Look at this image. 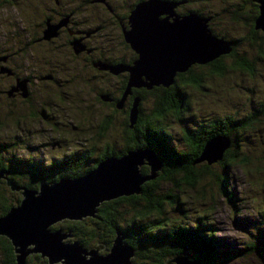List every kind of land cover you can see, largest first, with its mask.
Returning <instances> with one entry per match:
<instances>
[{
	"label": "rangeland",
	"instance_id": "rangeland-1",
	"mask_svg": "<svg viewBox=\"0 0 264 264\" xmlns=\"http://www.w3.org/2000/svg\"><path fill=\"white\" fill-rule=\"evenodd\" d=\"M150 1L143 0L141 3ZM162 1L172 6L169 8L170 13L174 12L175 16L182 17L187 13H198V9L179 14L178 9H184L186 6L188 9H195L200 0H193L194 3L190 7H188L189 3L183 0ZM43 2L51 3L50 0H0V54L6 51L16 53L13 69L7 68L8 65L4 63V67L0 68V118L3 122L0 133H3L9 143L15 142L16 137L20 138L19 144L13 145L15 148L12 152H15L17 158L35 159L36 163L42 164L57 154L59 156L65 152L70 154L93 145L99 148L94 156L101 154L105 146L110 145L115 148L101 161L108 158L120 159L129 151L145 149L153 152L137 143H135L136 147L132 146L125 151L127 145L124 133L126 100L128 97H134L132 108H135V100L139 98L137 104L139 116L141 96L138 94L132 96V91L141 88L149 89L147 86H131L130 92L126 94L131 73L129 68L134 65L136 59L131 65L125 66L116 64L112 57L113 50L119 55L128 52L121 44L123 39L126 41L124 31L127 29H124L122 33L116 19L117 23L114 25L110 23L113 15L111 11L106 10L108 6H105L104 0H92L91 3L83 0H52L49 6ZM241 2L242 0H207V11L210 12L208 15L200 14L209 17L208 27L217 38L224 40L222 35H226L236 41L228 42L230 52L217 58L221 59L218 62L219 65L225 66L223 74L209 65L217 59L200 66L193 64L190 67L202 75L201 87L186 88L189 107L183 111L180 119L174 118L175 115H172L174 113L168 114L165 118L166 126L172 136L170 142L177 144L178 148L184 150L189 146L186 145L188 141L183 137L187 126L191 130H194L193 127H200L203 132L202 140L207 138L197 160L198 170H201L198 182L192 185L181 180L183 181L181 183L179 181L181 175L177 176L176 182L173 179L160 178L158 176L159 172L163 171L162 166L155 171L156 176L151 178V167L146 157L145 162L140 166V173L144 179L141 184L142 190L135 194L142 195L143 186L149 183L151 186V182H155L158 184L156 192L159 195L167 197V194H171L177 197L181 201L180 204L168 198L163 199V206L169 220L161 228L166 231L177 228L176 236L172 237L173 240L168 243L173 244L172 247L175 250L181 248L185 244L183 240H186V238L182 239L186 236L182 233L186 229L201 225L207 229L205 234L208 232L213 234L209 243L214 246L215 250L211 251L216 256L213 257L209 251L205 252L203 249L194 250L196 244L187 241L190 243L189 247L177 253L166 254L159 259V255L165 252L157 247L159 246L157 243L148 239L147 243H142L140 246L142 250L139 248L140 252L137 253L134 246L128 243L126 236L122 234L124 244L132 250V255L128 257L130 264H165L167 260L179 254L188 261L197 260L201 264H212L203 260L204 258H212L214 264H264V113L256 114L257 111H263L264 107V30L256 28L258 31L256 39L250 33L251 17L257 10L260 13L261 0H250L244 7ZM57 11L61 14L58 15ZM45 14L54 20L58 18V21L52 24L51 19L48 18L49 22L45 23L41 41L29 45V38L42 31V24H39L43 22ZM168 16L169 13H162L160 18H169ZM70 26H74V30H71ZM46 30H49L48 34L51 36H47ZM128 44L136 52L131 44ZM233 49H236L237 54L230 55ZM136 54L138 57V53ZM241 55L246 56L250 63L238 64L236 56ZM91 62H94L93 66L98 70L102 69L110 74H104V72L100 74L98 70L97 73L92 71L89 67ZM121 73L127 74V77L124 79ZM112 74L121 75L112 77ZM9 78L15 84L14 88L7 87ZM123 79L127 81L124 93L114 108L107 104L113 99L109 92L116 94L118 86H122L124 82ZM18 91V106H15L12 96L14 98ZM155 100L156 97L149 95L148 99L143 101V110L148 111L153 107ZM254 114L256 117H253ZM247 116L250 118L246 119ZM219 117L229 122L235 117L247 120L245 122H248V125L245 123L243 129H239L236 135L229 137L232 140L237 136L238 146H233L232 141L228 143L225 139L221 140V136L226 139L227 136L219 133L221 129L217 124L224 123L222 120L216 121ZM210 119L218 123H210ZM209 124L215 125L209 127ZM214 137L219 139L214 141ZM56 139L61 140L62 147L55 142ZM225 145L230 146L218 157L219 149ZM229 148H231L230 151H228ZM9 152L3 151L2 155L8 158ZM204 152L218 157L217 160L213 162H209L208 159L201 160ZM233 152L238 154L239 160L233 159L224 166V157L229 156L230 153L231 156ZM67 156H64L66 162L69 160ZM69 156L72 157V155ZM244 157L247 159L245 160ZM88 164L90 165L91 162L89 161ZM95 164L98 166L99 162ZM4 166L7 165L4 164ZM82 169H84L83 166ZM89 172L77 177H83ZM6 173L2 175L6 176ZM23 181L25 180H21ZM222 181L226 183L228 191L233 193V200L223 191ZM40 183L41 181L37 182L38 187ZM179 183L181 184L178 185ZM20 188L23 192L24 187ZM3 194L6 195L7 192ZM7 195L9 203L16 202L18 197L16 194L8 193ZM141 201L145 203L146 200L141 198ZM118 208L123 211L124 218L131 219L134 209L130 205L121 204ZM98 214L99 210L96 216L87 215L80 220L65 218L55 222L52 227L55 226L56 229L59 227L64 233L71 228L77 229L79 225L89 229L91 224L101 220L99 216L97 217ZM156 217L157 214L140 219L139 223L155 220ZM138 231L145 232L141 226ZM75 233L64 240L72 243L79 241L89 250L97 245H104L98 250L101 255L109 247L111 252L113 246L111 241L96 243L94 247H90L88 243L81 240L84 235H78L81 236L78 239ZM4 236L13 245L11 239L7 235ZM6 243L8 242L5 239V246ZM172 247L169 246V249L173 250ZM1 248L0 244V259L3 256L5 259L10 258V250ZM194 251H200L203 257L200 254L199 258L195 259ZM17 254L20 255L19 252ZM27 256H29L28 262L23 264L48 263V256H42L41 252H33V255ZM8 264L18 263L15 260V263L11 261Z\"/></svg>",
	"mask_w": 264,
	"mask_h": 264
},
{
	"label": "water",
	"instance_id": "water-1",
	"mask_svg": "<svg viewBox=\"0 0 264 264\" xmlns=\"http://www.w3.org/2000/svg\"><path fill=\"white\" fill-rule=\"evenodd\" d=\"M170 6L162 0H151L139 3L133 9L130 29L124 34L138 57L129 68L131 73L126 94L131 86H147L149 89L159 85L169 87L175 83L177 74L188 71L193 64H206L230 52L229 43L217 38L208 27L207 17L196 12L175 16L174 12L170 13ZM162 13H169V18H160ZM255 24L256 28L264 30V0H261ZM48 32L45 31L46 34ZM138 102L139 98L130 111V127L137 120ZM218 139L214 137L213 140ZM223 139L230 143L228 136L227 139L221 136ZM228 146L219 149L218 157ZM205 152L201 160H217L218 157ZM146 157L151 167V178H154L162 163L154 151L144 149L129 151L120 159L100 161L83 177L41 180L37 189L24 187L19 205L0 217V234L7 235L15 251L20 253L17 263L23 264L30 253L41 252L42 256H48L50 264H130L128 257L132 255V250L124 244V236L119 231L111 252L101 255L98 250L104 245L88 250L79 241H65L64 238L71 236L69 231L64 233L62 229L53 230L51 227L65 218L80 220L87 215L96 216L98 206L103 202L140 193L144 180L140 166ZM2 174L0 172V177ZM7 180L11 185L12 181ZM30 245L34 247L30 248ZM165 264L201 263L188 261L179 254Z\"/></svg>",
	"mask_w": 264,
	"mask_h": 264
},
{
	"label": "trees",
	"instance_id": "trees-1",
	"mask_svg": "<svg viewBox=\"0 0 264 264\" xmlns=\"http://www.w3.org/2000/svg\"><path fill=\"white\" fill-rule=\"evenodd\" d=\"M249 1L250 0H242L241 2L242 6L244 7L245 4H247ZM206 3H207V0H203V3H201V5L205 6ZM258 14H259V11L257 10L255 14L251 17L252 23H251L250 33L254 39L257 38V34H258L254 18L257 17ZM222 37L227 42H230V41L234 42L233 40H235L233 38H228L226 35H222ZM29 43H30V38H29ZM234 54H237L236 49H233L230 55H234ZM236 58H238L236 60L238 64L247 65L246 63H250L246 56L241 55V56H236ZM220 60L221 59H217L216 61L210 63L209 65L214 66V68H216L217 71L223 74L225 71L224 70L225 66L219 65L218 62ZM126 82L127 81H124L122 83V86L118 92V97L115 99L116 104L122 98V93H124ZM201 82H202V75L200 73H197V71L194 70L192 67L184 73L177 74L175 83L169 87L159 85V86H154L151 90L146 89V88H141L140 90L132 89L133 90L132 96L136 94L141 96L140 97L141 102L139 104L140 113H139L137 122L134 124L133 127H130V111L132 109L134 97H131V98L129 97L130 101L127 102L128 103L127 108L124 109L127 114L126 122H125V135H126L125 138L127 140V145L125 146V151L131 149L132 146L136 147L135 143H137L138 145L141 144L143 148H148V149L153 150L156 153L158 159L162 163L163 171H160L159 176H158L160 178L161 177L163 179L169 178V179H173L176 182L177 176L181 175L179 177V181L181 183L183 182L181 180H184V182L190 183L192 185L198 182L199 180L198 176L201 173L200 172L201 170H198L199 167L197 166L198 165L197 160L201 155L202 147L205 145L207 138L205 140H202L201 135L203 132L201 131L200 127L198 128L193 127L194 130H191L187 126V128H185V132H183V137L184 139L188 141L186 145H189V146L188 148H185L184 150L182 148H178L177 144L176 145L171 144L170 142V138L172 136H171V132L168 130L166 126L165 118L168 114L174 113L172 114L173 116L174 115L176 116V117L174 116V118L180 119L183 111L189 107L186 88L189 86L191 87L200 86L201 87V84H200ZM149 95L156 97V100L154 102V106L151 107L148 111H145V109L143 110V101H146V98L148 99ZM129 98L127 99V101L129 100ZM116 104H115V107H116ZM258 112L264 113V107H263V111L261 112L257 111L256 114ZM256 114H254L253 117H256L255 116ZM248 118L250 117L247 116L246 119ZM221 120L223 121L222 117H219L216 119V121L218 122H221ZM209 121L210 123L212 122L218 123L211 119ZM245 121H247L245 120V118L244 120H241L236 117L233 118L230 122L223 121L224 123H221V125L217 124V126H219V128L221 129L219 130V133H222L223 135L228 136V137H232L233 135H236V133L239 132V129H243L244 125L246 124L248 125V122H245ZM212 125H215V124H209L208 126L210 127ZM198 133L199 135H197ZM231 141L233 143V146L234 145L238 146L237 136H235L232 140L230 139V142ZM230 149L231 148H229L228 151H230ZM107 153L102 154L99 157H95V158L93 157V159H88L89 157L88 158L85 157L83 164H82L84 169H82L81 165L78 166L79 164H75L74 168L72 167L67 168V173H64L65 176L77 177L80 174L82 175V174L89 172L93 168L97 167L95 162H100L104 157L107 156ZM230 154L229 156L227 155L226 157H224L223 159L224 161L223 163H225L224 166H227L228 164L226 163H229L233 159L239 160V156L236 152L235 153L233 152L231 156ZM70 155H72V157H70L69 155L67 156V158L69 159L67 160L68 163H72L76 161V159L80 158V153L77 151ZM244 159L246 160L247 158L244 157ZM244 159L243 161H245ZM62 160L63 161H58L56 165L54 161V165L52 166H57L60 162H63L65 164L66 160H64L63 158ZM89 161L91 162L90 165L88 164ZM33 162L34 160L31 161V159L29 162L23 161V159L21 161L20 160L13 161L4 156V158L0 159V169L6 170L7 173H9L8 172L9 170L12 176L10 174L9 175L7 174L8 178L9 179L11 178L12 181H14V183H17V185H20V183L18 184L19 182L18 180L20 181L23 180L24 177H21L23 174H25L28 178L30 175L37 173V171L39 170L38 168L35 169V165L37 163L35 164ZM4 164L7 166H4ZM48 169H49L47 170L48 173L45 175H42L41 177L45 176L43 178L46 180L47 179L54 180L55 172H53V170L55 168L53 169L51 167V169L50 168ZM181 183H179L178 185H180ZM149 184L143 186L142 195L122 196L120 198L110 200L109 202H104L100 207H98L99 214L97 215V217L99 216L101 220L98 223L94 222L93 224H91L90 225L91 228L89 229L84 228L83 226L81 227L80 225L77 226V229H73L74 231H76V233L72 230L73 233L77 234L76 238L78 239L81 238V236H78V235H84V237L81 240L85 242L87 238L86 235L89 234V236H91L92 238L90 240L91 243H89V246H94L96 245V243H105L106 241L112 242V239L115 237L116 233H118L119 231L121 232V234L126 236V240L128 241V243L134 246L137 253L140 252V249H141L140 246H142V243L143 242L147 243L148 239H150L149 241L157 243L159 245L157 246L159 247V249L160 248L163 249V252L165 253H161V255H159L160 257H164L166 256V254L168 255L172 252L177 253L179 251L184 250V248L190 246V243L187 242V241H190L196 244L195 245L196 249L194 250L203 249V251L205 252L209 251V253L212 254L213 257H215L216 255L212 253L213 251H211L214 249V246H211L209 243V241L211 240V235L213 236V234H211V232L210 233L208 232L207 234H205V231L207 229L204 228L203 226L201 227V225H197L195 227L186 229L182 233L186 235L182 239L186 238V240H183L185 244H183L181 248H176L175 250L172 247L173 244L168 243V242H171V240H173L172 237L176 236L177 228H174L170 231H166L165 229L161 228V226L164 224H167L169 220L166 216V212L163 206L164 204L163 199L168 198L172 202H175V203L177 202L179 204L181 201L177 197L171 194H167L166 195L167 197H165L164 195L162 196L159 195L158 192H156L158 184L155 182L154 183L151 182V186ZM221 185L223 186V191L226 192L229 198L233 200L234 195L233 193H230L228 191V189L226 188V183L222 181ZM30 187L36 188L37 185L36 186L31 185ZM141 198H144L146 200L145 203H142ZM150 200H154V201L151 202ZM121 204L122 205L128 204L134 209L133 216L130 217L132 220L129 218L126 219L123 217L122 215L123 211H121L118 208V206H120ZM155 214H157V217L155 220H150L149 222H145L143 224L139 223L140 219L141 220L146 219ZM121 218H124V219L120 220ZM143 225H145V227H143ZM140 226L143 228L145 232L141 233L140 231H138L140 230ZM52 229L55 230L56 229L55 226H53ZM199 245L201 246V248H199L200 247ZM169 246H171L173 250L169 249ZM174 246L177 247V244L174 243ZM209 253H205V254L209 255ZM200 254H201L200 251H194L193 257L197 259L199 258L198 256ZM201 256L203 257L202 254ZM211 259L204 258L203 260H206L207 262L209 261L210 263L214 264V261Z\"/></svg>",
	"mask_w": 264,
	"mask_h": 264
},
{
	"label": "flooded vegetation",
	"instance_id": "flooded-vegetation-1",
	"mask_svg": "<svg viewBox=\"0 0 264 264\" xmlns=\"http://www.w3.org/2000/svg\"><path fill=\"white\" fill-rule=\"evenodd\" d=\"M83 1L84 2L87 1L86 3H91L92 0H83ZM104 1H105L104 3H106L105 6L106 7L108 6L107 9H106V7H104V8L108 12L111 11L112 12V15H113L112 19L110 20V23L112 25H114L118 21L119 22V25H120V28H121V32L123 33V30L124 29H127V30L130 29L129 16H130L132 10L136 7V5L138 3H141L143 0H104ZM183 1L189 3L188 7H190V5L194 3L193 0H183ZM50 2L52 3V0H50ZM43 3L45 5H47V6H49L51 4V3H45V2H43ZM201 3H203V0H202V2H201V0L199 1V4H198L199 6L197 5L198 8L196 7L195 9H193V8L192 9L191 8L188 9V8H186L187 7L186 6L184 9H178L177 10L178 11L177 13L179 14V13L184 12V11L190 12V11H194V10H197L198 9V13L199 14L201 13V14H204V15H208V13L210 12V11H207L208 6L207 5L203 6V5H201ZM57 12H58V15L61 14L59 11H57ZM205 17H207V16H205ZM48 18L51 19V23L52 24H55L58 21V18L56 20H54L52 17H49L47 14H45L43 22L39 24V25L42 24V27H43L42 31L40 33H35L34 36L33 35L31 36L30 43H29V40H28L29 45L31 43H33V42H36L37 43V42H40L41 41V38H42L41 36H42V32H43L44 27H45V23L49 22V21H47ZM207 18L209 19V17H207ZM73 27L70 26L71 30H74ZM32 37H33V39H32ZM51 41L53 43V40H51ZM121 44H123V47L128 52H125L124 54L119 55L118 52H116L115 50H113L112 53H114V54H112L113 55L112 57L114 58L116 64H122V65H125V66L126 65H131L133 63V61L135 59H137V54H136V52H134L130 48L129 44L124 39H123V42H121ZM14 54H16L15 51H12V52L11 51H6L4 53H1L0 54V68L1 67H4V65H3V63H4V64H7L8 65L7 68H9V69L12 68L13 69L14 68V65L16 63ZM83 59H84V62H86V58L84 57ZM93 63L94 62H91L89 64V67L91 68L92 71L96 72L98 69L93 66ZM97 72H99L100 74L103 73V72H104V74H110V72L104 71V70L102 71V69L98 70ZM121 74L123 75L122 77L124 79L127 77V74H124V73H121ZM121 74H115V75L112 74V77H115V76H118V75H121ZM12 86L14 88L15 87V84L12 83V79L9 78V84L7 85V87L10 88ZM120 88H121V85L118 86V90L116 91V94H113V93L109 92L112 95L113 99H112L111 102H108L107 103L108 105H110V106H113L114 105V107H115V104H116L115 103V99L118 97V92H119ZM130 98H129L128 101L126 100L124 109L127 108V104H128L127 102L130 101ZM12 99L14 101V105L15 106H18L19 91L17 92L16 96H14V98L12 96ZM124 112H125V110H124ZM124 114H125V119H126V115H127L126 112ZM1 125H3V122H2V119L0 118V126ZM124 133H125V130H124ZM16 138H17V140L15 142L9 143L7 141V138L3 135V133H0V159L1 158H4V156L2 155L3 151H10L8 153L9 155H7L8 159L13 160V161H15V160H18V161L20 160L21 161L22 160L21 158H17L15 156V152H12L14 150V148H15V146H13V145L19 144V141H20V138H18V137H16ZM55 142L59 146H61V147L63 146L60 143L61 142L60 139H58V140L56 139ZM98 149L99 148H98L97 145H93L92 147H89V148H86V149L76 150L77 152L80 153V158L77 159L76 163H67L66 162L64 164L63 162H60L57 166H52V165H54V161H55V165H56V163L58 161H63L62 158L64 159V156L66 157V155H70L72 153L69 154V153H66L65 152L64 154H66V155L62 154V155L59 156V154H57L56 156H52L51 158H49V161L46 162L45 164H42V163H37L36 164L37 161L35 159H33L34 160L33 163L36 164L35 165V169L38 168L39 170L37 171V173H35L33 175H30L28 178H27V176L25 174H23L21 177H24L23 179L25 181L21 182V181L18 180L19 181L18 184L20 183V185H17V183H14V181H12L11 178L9 179L7 175L5 177H4V175L1 176L0 177V209H1V211H0V217L5 216L11 207L18 206L19 203L21 202L22 198H23V195L21 194L22 191L20 189L17 190L15 188H13V186H15V187H20L21 186V187H26L28 189H37L38 188L37 182L41 181L42 178L45 177V176H43V177H41V176L48 173V171H47V170H49L48 168H50V169H51V167L53 169L55 168L53 170V172H55V174H54V180H48L47 179V181H55V180H57V179H59L61 177H70V176H65V174H64V173H67V168L68 167L74 168L75 167V164H79L78 166H80V164H83V161H84V158L85 157H87V158L89 157L88 159H93V157L94 158L95 157H99L102 154H105L107 152L108 153L109 152H113L115 150V148H113L112 146L108 145V146H105L104 151L101 152V154H98L97 156H94L98 152ZM39 159H43V158H39ZM33 160L31 159V161H33ZM23 161L29 162L30 160L23 159ZM95 163H97V162H95ZM0 172H3L5 174L6 173V170L0 169ZM8 172L9 173H6V174H8V175L10 174L11 175V172L9 170H8ZM72 178H74V177H72ZM7 179H9V180L12 181L11 182L12 183L11 185L8 183V180ZM35 180H38V181H35ZM44 180H46V179H44ZM31 185H34V186L37 185V187L36 188H31L30 187ZM3 192H7V194L8 193L16 194V196H18L16 202L15 203H12V204L9 203V201H8L9 200L8 195L7 194L4 195ZM68 228H70V227H68ZM58 229H61V228L58 227ZM71 230H73V229L72 228L71 229H68V231L71 233V236H72L73 235V231L71 232ZM86 236H87V238H86V241L85 242L89 244V241L92 238H91V236H89V234L86 235ZM116 236H117V233H116L115 237L112 239V242H111L112 244H114ZM0 238H1L0 239L1 240L0 241V244L2 245V248L1 249H5V250L6 249H9L10 250V254H9L10 258L5 259L4 256H3V258L0 259V264H8V263H11V261H12V263H15V260H17L18 254L15 251L14 246L9 242L8 238H6L4 235H1L0 234ZM5 239L8 242V243H6V246L4 245ZM72 239H73V237H72ZM90 247H94V246H90ZM90 250H93V249H90ZM109 251H110V247H109V249H106V251L103 253V255H107L109 253ZM30 254L33 255V253H30ZM28 259H29V256H26L25 263L28 262L27 261ZM159 259H161L160 256H159ZM159 259H157V261ZM47 262H48L47 264H50L49 259H47Z\"/></svg>",
	"mask_w": 264,
	"mask_h": 264
},
{
	"label": "bare ground",
	"instance_id": "bare-ground-1",
	"mask_svg": "<svg viewBox=\"0 0 264 264\" xmlns=\"http://www.w3.org/2000/svg\"><path fill=\"white\" fill-rule=\"evenodd\" d=\"M223 55H224V54H223ZM27 95H28V94H27ZM25 96H26V95H25ZM25 96H24V97H25ZM260 112H261V111H260Z\"/></svg>",
	"mask_w": 264,
	"mask_h": 264
}]
</instances>
